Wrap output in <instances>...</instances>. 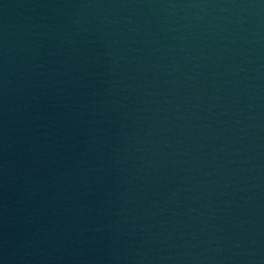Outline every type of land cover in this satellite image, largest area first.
I'll return each mask as SVG.
<instances>
[{
    "label": "water",
    "instance_id": "obj_1",
    "mask_svg": "<svg viewBox=\"0 0 264 264\" xmlns=\"http://www.w3.org/2000/svg\"><path fill=\"white\" fill-rule=\"evenodd\" d=\"M0 264H264V0H0Z\"/></svg>",
    "mask_w": 264,
    "mask_h": 264
}]
</instances>
